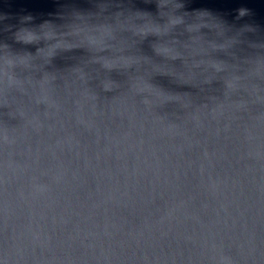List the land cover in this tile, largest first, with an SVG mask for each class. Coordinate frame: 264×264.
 <instances>
[{"label": "water", "instance_id": "95a60500", "mask_svg": "<svg viewBox=\"0 0 264 264\" xmlns=\"http://www.w3.org/2000/svg\"><path fill=\"white\" fill-rule=\"evenodd\" d=\"M175 2L0 0V264H264V0Z\"/></svg>", "mask_w": 264, "mask_h": 264}, {"label": "clouds", "instance_id": "9594fccd", "mask_svg": "<svg viewBox=\"0 0 264 264\" xmlns=\"http://www.w3.org/2000/svg\"><path fill=\"white\" fill-rule=\"evenodd\" d=\"M161 6H168L171 5L172 7L179 9L183 7L182 3L175 2V0H160ZM247 14V10L245 9H240L238 10V19L243 17L244 15ZM197 15L203 17L204 15H207L206 13H198ZM9 19L8 16L6 15H0V21H4ZM33 17L31 15H26V16H21L19 18L18 24L17 25H5L4 30L8 31L11 33L12 38L14 39L15 42L17 43H23L25 45L28 44H36L41 39L46 40V41H55V43L51 44L47 49H51L52 53L54 52L55 49L65 47L62 43L63 37L60 33L57 32L56 26L51 22V21H45L41 25L37 26L39 28V32H37L34 28L28 27L32 21ZM182 23V18L179 16H173L170 18V26L171 25H176ZM15 28V31L13 29ZM167 31V29H165ZM105 34L108 36L112 35V32L108 29L105 28ZM90 40H95V37H90ZM7 45H0V49L6 48ZM45 49L40 48L39 53H42ZM51 56V55H50ZM28 57H18V58H9L6 56L5 62L8 68H12L15 66L17 63L26 65V60ZM106 66H111L109 64H105Z\"/></svg>", "mask_w": 264, "mask_h": 264}]
</instances>
